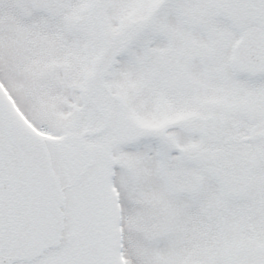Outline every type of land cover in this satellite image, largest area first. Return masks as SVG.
Here are the masks:
<instances>
[{"label": "snow or ice", "instance_id": "obj_1", "mask_svg": "<svg viewBox=\"0 0 264 264\" xmlns=\"http://www.w3.org/2000/svg\"><path fill=\"white\" fill-rule=\"evenodd\" d=\"M0 264H264V0H0Z\"/></svg>", "mask_w": 264, "mask_h": 264}]
</instances>
